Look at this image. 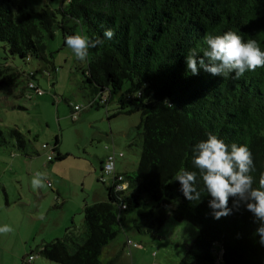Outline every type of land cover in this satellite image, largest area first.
I'll list each match as a JSON object with an SVG mask.
<instances>
[{
    "label": "trees",
    "instance_id": "16d2710c",
    "mask_svg": "<svg viewBox=\"0 0 264 264\" xmlns=\"http://www.w3.org/2000/svg\"><path fill=\"white\" fill-rule=\"evenodd\" d=\"M13 5V0H0V49L6 47L26 61L37 58L44 69L56 71L45 38L54 36L55 27L75 35L80 26L84 36L104 39L103 46L89 50L82 69L92 95L117 96L112 117L140 113L142 141L136 169L117 172L120 178L106 184V199L84 205L81 235L69 229L62 237L43 242L38 252L60 264H102L103 247L121 229V211L138 208L149 199L151 207L139 212L135 222L139 230L142 220H149L147 229L152 230L171 214L197 229L178 264H264V244L255 234L259 223L253 214L242 204L231 215L215 219L211 197L203 191L192 164L193 146L212 133L229 150L232 143L251 150L255 162L251 175L254 187H259L264 174V67L234 79V74L223 78L203 69L192 75L185 63L190 49L206 47V35L227 31L245 41L255 40L264 50V0H68L58 9L44 6L34 12ZM106 28L114 29L112 40L104 38ZM20 73L0 64L4 85L13 84ZM27 74V91H35L29 86L35 83L34 73ZM166 100L173 106H167ZM11 140L24 154L36 152L29 150L28 138L18 128L0 127V145ZM60 141L57 135L51 160L67 155L60 150ZM182 169L197 172L199 202L187 200L180 191L175 176ZM117 261L114 257L108 264Z\"/></svg>",
    "mask_w": 264,
    "mask_h": 264
},
{
    "label": "rangeland",
    "instance_id": "374dc122",
    "mask_svg": "<svg viewBox=\"0 0 264 264\" xmlns=\"http://www.w3.org/2000/svg\"><path fill=\"white\" fill-rule=\"evenodd\" d=\"M67 1L13 0V8L24 5L31 12L44 6L58 9ZM57 15L61 17V13ZM74 33L84 35L80 26ZM67 36L61 27H55L54 36L45 38L56 71L44 69L37 58L26 61L10 54L6 47L0 49V64L21 72L11 85L0 80V127L18 128L28 138L29 150L36 151L24 154L13 140L0 145V227L7 225L12 229L0 233V264H60L43 257L37 247L64 235L66 225L81 235L83 197L89 193L86 197L92 204L99 201L93 200L95 192L103 189L106 193L107 182L97 178L100 160L112 152L113 144L117 156L119 152L124 154L116 160L118 169L135 170L140 159V113L112 117L117 111V96L106 108L89 105L93 95L82 73L87 59L81 62L75 57L66 45ZM30 71L34 73L33 81L43 90L41 94L27 91ZM76 104L85 107L73 113ZM57 135L61 139L60 150L67 155L49 161L47 155H54L51 146ZM35 173L47 177L44 188H32ZM48 183L52 187H47ZM58 184L62 187L59 194ZM76 201H82L77 213L74 212ZM151 203L147 199L138 208L121 211V229L103 247L102 264H108L114 257L117 264H178L196 237L197 229L189 221L171 214L161 227L152 230L147 229L149 220H142L144 226L139 230L135 225L138 213L149 209ZM73 213L74 223L70 218ZM30 254L33 259L28 258Z\"/></svg>",
    "mask_w": 264,
    "mask_h": 264
},
{
    "label": "clouds",
    "instance_id": "9594fccd",
    "mask_svg": "<svg viewBox=\"0 0 264 264\" xmlns=\"http://www.w3.org/2000/svg\"><path fill=\"white\" fill-rule=\"evenodd\" d=\"M103 36L107 40L115 37L112 28H106ZM206 47L203 49L192 48L185 55L187 72L198 75L200 70L213 76L227 78L234 74V79H239L248 71H255L264 67V50L255 40H247L233 31L223 35H206ZM104 39H90L84 35H68L66 45L72 50L75 57L83 62L89 55V50L103 46ZM167 106L173 104L164 101ZM192 164L199 171L203 181V191L210 195L209 207L213 210L215 219L226 217L238 210L243 204L246 210L253 214L259 227L255 234L264 244V174L259 179V187H254L255 178L251 175L255 171L254 156L246 145H229L218 136L208 133L207 138L197 142L192 149ZM112 168L111 163H106L105 170ZM47 177L35 173L32 179V188H44ZM180 183V191L189 201L201 200L202 190L198 188L196 171L180 170L175 176ZM47 187H52L50 183ZM233 199L232 207L229 200ZM10 226L0 227V233L11 232Z\"/></svg>",
    "mask_w": 264,
    "mask_h": 264
},
{
    "label": "crops",
    "instance_id": "0c3cea01",
    "mask_svg": "<svg viewBox=\"0 0 264 264\" xmlns=\"http://www.w3.org/2000/svg\"><path fill=\"white\" fill-rule=\"evenodd\" d=\"M94 99H97V101H98V98H97V95L96 96H93V99L89 102V105H92L93 104V102H95V101H93ZM112 99H109V97H108V100L104 103V104H101V105H103V106H105V108L107 107V104L111 101ZM85 107V106H84ZM83 106H81V109L82 108H84ZM81 109H79V110H73V113H76V112H78V111H80ZM44 145V144H43ZM115 146H114V144H113V150H112V152H110V153H108L105 157H103L101 160H100V174L97 176V178L99 179V180H101V176H102V167H103V164H104V162H105V159H106V157L109 155V154H111V153H115L116 154V150H115V148H114ZM62 152V151H61ZM121 152H119L118 153V156H117V154H116V158H115V171L116 172H122V171H125L124 169H118L117 167H116V160H117V158L118 157H121L122 155L124 156V154H120ZM122 156V157H123ZM49 160V159H48ZM92 163V162H91ZM121 166V165H120ZM60 190H62V187L60 186V184H58L57 185V187H56V192L59 194V192H60ZM92 190H96V189H92ZM99 190V189H98ZM104 190L103 189H101V190H99V191H97V192H95L94 193V198H93V200L94 201H96V200H100V198H104V196L106 195V193H105V191L103 192ZM57 194V195H58ZM87 195H89V193L87 194ZM86 195V196H87ZM86 196H84L83 197V207H84V205L85 204H89V202H88V199H87V197ZM80 205H82V201H76V203H75V209H74V212L75 213H77V210L79 209V206ZM71 221L74 223V220H75V214L73 213V215H71ZM69 229H73V228H71L69 225H66V227H65V233H66V231L67 230H69ZM74 230V229H73ZM82 232H83V230L80 232L81 234H82ZM64 233V234H65ZM63 236V235H62ZM61 235L59 236V237H62ZM55 238H58V237H55Z\"/></svg>",
    "mask_w": 264,
    "mask_h": 264
},
{
    "label": "built area",
    "instance_id": "2783aa9c",
    "mask_svg": "<svg viewBox=\"0 0 264 264\" xmlns=\"http://www.w3.org/2000/svg\"><path fill=\"white\" fill-rule=\"evenodd\" d=\"M29 86L30 87H35V91L37 92V94H41L43 92L42 88H39L33 82H29ZM107 100H108L107 94H101L100 97L98 98V101L101 104L105 103ZM93 101H95V100H93ZM74 109L75 110H79V109H81V106L76 104V105H74ZM43 146L46 147L47 145L44 144ZM120 154L122 155L123 153L121 152ZM115 158H116V154L115 153H111V154H109L106 157L105 162H104L103 167H102L101 181L109 183L113 178L118 176V174H116L117 172L115 171ZM47 159H51V154L47 155ZM106 163H111L112 164V168L110 170H108V171L105 170ZM118 177L120 178V176H118ZM29 259H33V255H30Z\"/></svg>",
    "mask_w": 264,
    "mask_h": 264
}]
</instances>
